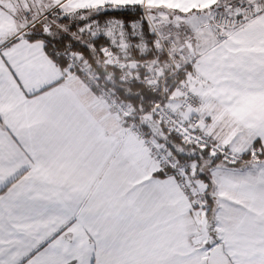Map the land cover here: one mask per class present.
<instances>
[{"label": "snow or ice", "instance_id": "1", "mask_svg": "<svg viewBox=\"0 0 264 264\" xmlns=\"http://www.w3.org/2000/svg\"><path fill=\"white\" fill-rule=\"evenodd\" d=\"M0 264H264V0H0Z\"/></svg>", "mask_w": 264, "mask_h": 264}]
</instances>
